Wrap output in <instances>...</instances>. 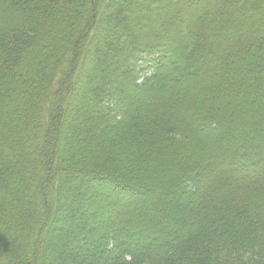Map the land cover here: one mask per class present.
I'll return each mask as SVG.
<instances>
[{
    "label": "trees",
    "instance_id": "16d2710c",
    "mask_svg": "<svg viewBox=\"0 0 264 264\" xmlns=\"http://www.w3.org/2000/svg\"><path fill=\"white\" fill-rule=\"evenodd\" d=\"M0 264H264V0H0Z\"/></svg>",
    "mask_w": 264,
    "mask_h": 264
}]
</instances>
